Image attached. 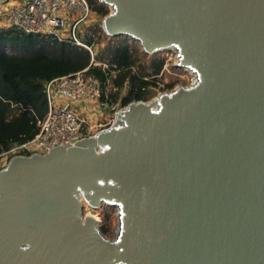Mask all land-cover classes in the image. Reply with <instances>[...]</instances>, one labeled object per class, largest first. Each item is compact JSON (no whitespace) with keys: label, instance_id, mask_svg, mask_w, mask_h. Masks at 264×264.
<instances>
[{"label":"water","instance_id":"water-1","mask_svg":"<svg viewBox=\"0 0 264 264\" xmlns=\"http://www.w3.org/2000/svg\"><path fill=\"white\" fill-rule=\"evenodd\" d=\"M99 1L108 35L176 47L197 79L96 139L10 158L0 264H264V0ZM78 195L118 207L114 239Z\"/></svg>","mask_w":264,"mask_h":264},{"label":"trees","instance_id":"trees-1","mask_svg":"<svg viewBox=\"0 0 264 264\" xmlns=\"http://www.w3.org/2000/svg\"><path fill=\"white\" fill-rule=\"evenodd\" d=\"M88 2L97 14H108L107 8L96 0ZM84 40L92 43L94 38L85 36ZM96 59L107 62L108 68L89 66V52L74 44L15 29L0 32V153L12 144L32 138L36 132V121L47 109L45 81L89 66L88 72L101 83L102 101H117L118 90L127 83V93L120 99L121 105L126 106L131 101L145 100L148 87L155 86L154 77L164 65L163 59H157L150 61V72L134 70L139 66V57L125 40L109 41ZM109 81L114 91L106 93Z\"/></svg>","mask_w":264,"mask_h":264},{"label":"built area","instance_id":"built-area-1","mask_svg":"<svg viewBox=\"0 0 264 264\" xmlns=\"http://www.w3.org/2000/svg\"><path fill=\"white\" fill-rule=\"evenodd\" d=\"M95 13L88 0H3L0 1V32L15 29L74 44L89 52V66H100L104 70L108 63L97 60L93 42L84 40L85 36L95 37L92 24ZM89 66L45 81L46 112L36 121V132L32 138L12 144L0 153V157L5 158L4 166L13 156L44 154L55 146H66L92 136L86 120L71 107L76 101L87 109L109 103L101 100V83L88 72ZM110 66L116 67L115 64ZM114 73L111 70V74Z\"/></svg>","mask_w":264,"mask_h":264},{"label":"rangeland","instance_id":"rangeland-1","mask_svg":"<svg viewBox=\"0 0 264 264\" xmlns=\"http://www.w3.org/2000/svg\"><path fill=\"white\" fill-rule=\"evenodd\" d=\"M97 3L104 5L108 13L111 12V6L105 4L99 0H96ZM106 16H101L99 14H93L92 16V24L95 26L96 32L94 41H93V50L96 53V56L100 53V50L103 46H105L109 41H122L125 40L132 49L136 50L137 56L139 57V66H135L134 70H142L144 69L146 72H150L151 67L149 65L151 60L163 59L164 65L162 70L158 75L154 77L155 86L153 88L148 89L147 94L145 96V100H142L146 103H153L154 99H156L162 93H168L171 90L178 88L179 86L190 85L193 83V73L188 71L185 68L178 67L176 65L177 62V54L176 51L170 48H164L152 52L145 51L139 44L138 41L124 35H106L102 29V20ZM8 52H11L8 49ZM115 74V73H114ZM150 78V76H148ZM170 84V88H167L166 85ZM127 87L120 88L118 90V98L117 101L112 103V106L100 105L96 106L93 109H87L89 113L93 115L88 119L89 122L86 121V124L89 128V134L94 136L96 132L101 130L102 128H106L111 124L117 123L116 114L119 110H121L124 106L121 105L120 97L124 96L127 92ZM114 91L111 82L107 84L105 88V92ZM72 108L78 109L82 105L80 101H76V103H72ZM83 118L82 114L79 113ZM99 149V148H98ZM8 161V160H7ZM5 158L0 157V169L4 166ZM79 195L80 199V209L79 213L81 217L85 216H94L96 221V227L101 232V234L107 239H114L116 237V233L118 230V216L119 209L116 205L101 202L97 207H90L89 204L82 196ZM89 204V205H88Z\"/></svg>","mask_w":264,"mask_h":264},{"label":"bare ground","instance_id":"bare-ground-1","mask_svg":"<svg viewBox=\"0 0 264 264\" xmlns=\"http://www.w3.org/2000/svg\"><path fill=\"white\" fill-rule=\"evenodd\" d=\"M172 49L175 50V51H177V48H176V47H172ZM177 58H178V57H177ZM182 68H185V69H187L188 71L190 70V72L193 73V80H192V81L195 82L196 79H197L196 73H195L193 70H191L190 68H188V67H182ZM117 114H119V112H118ZM117 114H116V120L119 121V119H118V117H117ZM91 138L96 139V136H95V135H94V136H91ZM78 196H79V195H78ZM81 196H82V195H81ZM81 196H80V197H81ZM82 197L88 202V200H87L84 196H82ZM82 197H81V198H82ZM78 199H79V197H78ZM79 201H80V199H79ZM88 203H89V202H88ZM100 203H101V202H100ZM100 203H98V205H99ZM89 204H90V203H89ZM89 204H88V205H89ZM98 205H92V204H91L90 207H93V208H94V207H97ZM88 217H91V218H93V219L95 220V217L92 216V215H90V216L88 215ZM95 223H96V221H95ZM118 224H119V223H118Z\"/></svg>","mask_w":264,"mask_h":264},{"label":"crops","instance_id":"crops-1","mask_svg":"<svg viewBox=\"0 0 264 264\" xmlns=\"http://www.w3.org/2000/svg\"><path fill=\"white\" fill-rule=\"evenodd\" d=\"M128 85H127V83H125L123 86H122V88L123 87H127ZM114 89V88H113ZM127 90H128V88H127ZM127 93V92H126ZM123 97V96H122ZM121 98V97H120ZM81 114H82V116H83V118L87 121V122H89L88 121V119L89 118H91V116L93 115L92 113H89V111L87 110V108L82 104L81 106H80V108H78L77 109ZM103 129V128H102Z\"/></svg>","mask_w":264,"mask_h":264}]
</instances>
